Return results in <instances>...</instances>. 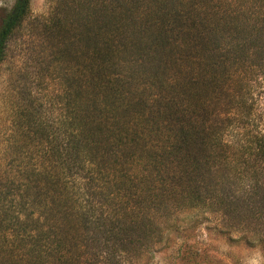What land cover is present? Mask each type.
<instances>
[{
  "label": "trees",
  "instance_id": "obj_1",
  "mask_svg": "<svg viewBox=\"0 0 264 264\" xmlns=\"http://www.w3.org/2000/svg\"><path fill=\"white\" fill-rule=\"evenodd\" d=\"M30 1L2 16L0 66ZM43 21L72 74L59 114H20L0 264H148L171 232L180 262L217 264L181 227L207 214L264 251V0H59Z\"/></svg>",
  "mask_w": 264,
  "mask_h": 264
},
{
  "label": "rangeland",
  "instance_id": "obj_2",
  "mask_svg": "<svg viewBox=\"0 0 264 264\" xmlns=\"http://www.w3.org/2000/svg\"><path fill=\"white\" fill-rule=\"evenodd\" d=\"M15 0H0V21L4 12L10 10ZM59 0H31L30 13L23 24L8 43L7 57L0 66V182L4 181L7 163L15 156L16 141L19 135L22 111L33 113L35 119L42 106V116L49 118L59 114V110L51 104L57 103L55 98L64 89V80L72 71L65 65L58 68L54 65L52 42L41 34L39 24L44 22ZM73 23H71L72 25ZM38 25V26H37ZM132 78H136V67H132ZM257 104V111L264 109V100ZM36 110V111H35ZM209 222L199 229L188 227L186 233L195 234L194 241L205 249L217 264H264V251L259 247L250 248L242 238L244 234L232 231L228 235L222 233L221 216L207 214ZM210 226L207 229V226ZM225 232V231H223ZM163 246L153 252L148 264H183L178 258L182 250L184 237L177 232L165 233ZM138 264H145L142 259Z\"/></svg>",
  "mask_w": 264,
  "mask_h": 264
}]
</instances>
